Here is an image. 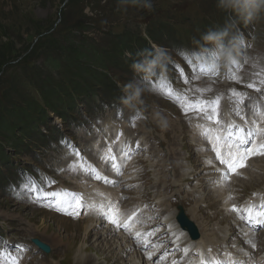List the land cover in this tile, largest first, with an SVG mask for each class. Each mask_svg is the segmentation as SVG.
Returning a JSON list of instances; mask_svg holds the SVG:
<instances>
[{
    "label": "rangeland",
    "instance_id": "obj_1",
    "mask_svg": "<svg viewBox=\"0 0 264 264\" xmlns=\"http://www.w3.org/2000/svg\"><path fill=\"white\" fill-rule=\"evenodd\" d=\"M152 4V10L128 6L125 11L118 6V2L115 3V0H0V100L13 99L15 95L12 91L18 89L17 91L22 90L31 99L43 104V95L40 92V88L44 91L43 86L52 88V91L57 90L58 85L61 84L69 87V71L64 67L54 68V61L52 60V57L58 58L55 54V43L60 42V40L66 43V37H70L71 41L81 45L86 40L96 51L107 52L114 48V36L123 31L125 32L124 38L136 36L137 34L144 36L148 31L155 37L156 27H159L158 33L161 36L172 35V39L167 40L165 45L159 44L168 49L177 50L169 67V72L166 76L161 75L144 82L145 93L142 104L127 108L120 105L118 99L122 94L118 85L138 79L130 65L132 60L136 58L137 52L145 48L139 45V40L134 39V41L131 42L130 40L126 43L131 42L129 51L133 49V53H131L133 59L131 61L127 57L126 63H123V59L120 58V64H107L109 66L106 67L105 72H108L110 79L113 81L108 79L102 81L105 87L104 91L99 84L95 83L89 88V91L75 93L73 103L76 104L77 108L73 118L79 120L80 123L83 122L89 129H91L92 121L98 123V135L101 138L97 140L96 144L102 149L99 148L91 153V158L94 161H99L98 153L100 150L109 158L116 157L115 165L109 163L105 165L106 172L112 171L113 167L119 165L118 168L122 174L117 179L111 174L107 176L104 174L103 181L105 177L106 180L113 178V183L116 180H121L117 185L112 186L121 191H126L125 189L130 186L132 179H134L132 185L138 183L132 192H127L128 195L125 198L121 194V199L123 198L126 202L122 203L118 212H122L126 216L129 214L128 219L125 218L127 222L131 215H137L136 212H133L134 208L138 209L137 212L148 209L154 213L152 215L150 211L146 210L138 214L142 216L144 222L149 221V219L156 221L153 229H148L145 226L136 229H140L137 232L138 234L142 232L140 236L144 234V238H140L143 244L147 241L148 248H152L155 245L152 239L156 234L168 231V226L165 225L159 226V228L163 227L164 229L157 228L158 223L161 222L159 219L164 211V219L166 215L174 216L176 214L174 211H177L178 205L184 206L188 214L189 209L192 207L190 212L198 224H203L205 233L209 237L208 241L213 244L220 243L215 237L209 235V228L214 226L209 227V225L213 220L207 219L201 214L204 210L210 209L211 206H203L202 198L197 197L204 196L203 204L211 202V204L219 205V208H221L220 204L223 202L221 196L223 194L221 195L220 188L217 190L214 186H219L220 180L215 181L213 186L208 185L206 187L207 181L201 180L202 183L199 184L200 178H197V181L195 180L197 177L195 172L189 177L183 175L186 165L192 168L190 170L192 172L193 169L198 170L203 163H206V172L209 175L221 171L216 167H211V165L207 168L209 157L203 160L205 157L201 152L204 148L198 150L199 147L195 145L196 138L190 136L192 133L187 123L194 126L196 122H205V120L202 117H197L193 112L186 114L178 102L164 95L161 87L165 82L171 84L175 92L187 94L189 99L202 97L207 100H214L219 96L220 119L222 123H227L230 116L231 121H233V115L230 114L231 109L235 106L234 98L231 95L232 90L235 89L245 96L247 93H256L255 89L246 87L248 83L252 82L261 87L259 94H264V86L259 84V78L255 75V73L264 70V62H259V66L254 67L253 61H250L248 56L245 55L238 64L226 70L217 71L214 75H196L193 68L198 67L200 64L192 62L191 53L195 48L192 40L207 28L223 23L224 14L216 9L215 0H152ZM112 6H115V8L111 10ZM160 23L171 29H165L160 26ZM237 31L241 35L242 48L245 51L250 49L253 44H255L257 50L264 51V19L247 26L240 24ZM254 36L255 40H253ZM122 39H118V41ZM96 43L107 45L108 48L105 50ZM96 51H93L92 54L98 56ZM185 56L191 60V64L185 59ZM117 57H119V54H117ZM230 71H235L239 79L230 78ZM113 88L115 89L111 92ZM98 93L100 95L107 93V95L105 97L95 96ZM84 95H88V97ZM110 98H113V100L110 101ZM102 101H107L108 106L106 109ZM261 103L264 104L263 101ZM90 107L93 109H88ZM56 119L53 118L51 124L59 122ZM74 130V126L66 123L61 132L64 135L72 133ZM89 135L92 137L90 130ZM174 135H178L179 139L177 138L175 141ZM127 137L134 139L140 145L142 142L154 141L153 147L155 149L152 147L153 150L149 147L145 148V151H151L153 154H145L139 160L137 159L138 154L133 153L129 156V161L124 162L123 157L119 158L117 146ZM153 137L157 140H154ZM196 142L199 141L196 140ZM41 145L37 147L33 145L32 147L38 150ZM206 146L204 145V147ZM109 149L112 152H108ZM49 150H51L49 151L51 157H53L52 151H56L55 154L59 155L57 149ZM137 150L138 147L135 144L133 151ZM12 153L13 155L9 156L10 161L15 158V152ZM17 157L21 162L16 160L12 163L15 172L19 168L30 166L34 170L41 166L40 162H36L30 157L20 159L19 154ZM176 163H179L182 169L176 170ZM1 169L6 172V168ZM174 171L179 177L174 179L171 184ZM18 176L19 173H16L14 176L15 181ZM62 177L68 181L69 172L62 171ZM181 177L186 180H182ZM235 182L239 188H242L244 181L236 179ZM18 183L20 184V182ZM209 183L213 184L210 180ZM163 186L164 188H160ZM5 188L3 187L2 190ZM115 188L109 189L116 190ZM262 189H264V185L256 191ZM196 191L198 194L193 197L197 193ZM201 191L206 194H202ZM207 192L209 193L207 194ZM212 193L218 195L217 197L222 202H215V196ZM10 195V192H1L0 182V233L11 238L13 244L18 243L22 251H17V245L11 246L10 253H5L0 257V264H12V259L16 257H19L18 264H61L58 258L64 253L66 261H63V264H69L70 255L66 256V252H68L67 246L70 244L74 245V262H79L77 255L78 251L81 250L89 255L90 259H93V261L89 259L92 264H94V260L97 264H110L108 262H112V264H144L140 257L135 256L134 253L129 259L119 253L121 251L122 253L128 252L123 243L119 241L118 236L113 237L110 244L107 245V248H111L108 251L104 249L106 243L104 245L101 241L93 240L92 235L87 234L88 232L85 231V227L88 226H86L87 223L83 224L80 221L75 222L67 219L71 217V214L66 213V210H60L58 214L60 217H58L49 210H37L29 208L25 204H19ZM168 196L172 203L168 201ZM192 197L195 202H192ZM182 199L185 201L182 202ZM118 201L119 198L114 199L111 203L117 206ZM96 202L99 203L100 201ZM127 205L129 206L128 211L131 210V213L126 212ZM139 205L141 206L138 208ZM238 208H242V206L240 205ZM210 211L213 213L219 210ZM235 213L237 212L232 211V208L225 210L224 213L219 212V219L226 222L220 223L219 220H216L212 224L219 223L223 227L229 225L233 228L235 226L232 224V220ZM119 217L121 216L119 215ZM111 228V226L108 227V229ZM231 230L234 233L235 230ZM99 231L101 232V230ZM104 231L107 230L104 229ZM123 232H127V235L134 234L131 230H123ZM257 232H260L261 237L264 236V228H259ZM110 236L109 233H105V238H110ZM32 238H40L43 242L49 244L52 253L46 255L37 247H34L31 242ZM165 238L163 237L161 240V245H166L170 250L171 245L168 246ZM114 239L115 243L113 244ZM233 240L234 237L227 241L231 243L234 242ZM173 243L176 244L175 241ZM261 245L264 247V244ZM241 246L246 249L245 244ZM255 249L256 247L253 251ZM169 250H167V254L164 253L166 255L161 259V264H173L172 261L181 264L183 257H178L176 253H171ZM232 250L235 252L234 248ZM257 252L262 253L264 249ZM26 255L30 256L32 260L28 259ZM148 255L151 258L155 257L151 254ZM119 257H124L125 261L118 260ZM84 262L88 264V262ZM152 264L158 263L154 261Z\"/></svg>",
    "mask_w": 264,
    "mask_h": 264
},
{
    "label": "snow or ice",
    "instance_id": "obj_2",
    "mask_svg": "<svg viewBox=\"0 0 264 264\" xmlns=\"http://www.w3.org/2000/svg\"><path fill=\"white\" fill-rule=\"evenodd\" d=\"M185 59L191 64V60L187 56ZM253 66H259V61H253ZM193 71L196 75L209 74L214 75L216 72L204 64H200L198 67H194ZM230 78L239 79L235 71H230ZM259 78V84L264 86V70L255 73ZM249 89H255L257 92H261V87H258L256 83H248L246 85ZM164 95L175 100L179 103L182 110L187 114L193 112L197 117H202L205 120V124L198 125L200 128V135L202 139L208 144L209 151H212L215 158L223 166V171L220 173L219 179L221 181H229L232 175H240V169L247 166V160L256 155H264V127H260L258 121L264 119V104L260 103L258 98L246 97L244 94L232 90L231 95L234 98L235 106L231 109L230 114L235 115L243 123H236L234 121H228L222 123L220 119V97H216L214 100H207L202 97H196L189 99L187 94H179L175 92L171 84L164 83L161 87ZM245 99L248 103L245 104ZM243 106V107H242ZM247 109V112L244 109ZM139 118V117H137ZM134 123V121H133ZM65 144H71L70 141H64ZM75 148L74 145H72ZM130 147V146H129ZM137 147L139 145L137 144ZM117 151L123 154L126 151L125 147H120ZM78 153L72 152L73 157ZM131 155V153H128ZM110 165H115L116 157L113 156L109 159ZM92 175L93 173H89ZM97 179H102L100 176H96ZM29 190L39 193L40 188H32L29 185ZM37 199H41L37 196ZM63 205L69 209L75 206L76 209L81 208L80 194H75L73 201H64ZM232 211L240 214L241 219H246L248 223L253 226H264V203L259 205L252 204L251 202L244 208H236L233 206ZM100 215L110 222L117 224L115 219L118 213V208L108 206L105 208L101 206L99 209ZM71 214V213H70ZM79 215V212L76 213ZM125 229L129 230V226L125 224ZM137 235H139L137 233ZM254 248L255 243L248 241ZM17 251H22V248L18 246ZM211 250H209L210 252ZM190 250L184 249L185 256L189 255ZM4 255L0 252V257ZM10 255V254H9ZM195 257L198 258V264H246L245 261L232 257L230 253H222L220 256H205L203 252H196ZM151 259V257H149ZM19 257L12 259V264H18ZM173 264H176L174 261ZM189 264H194L192 260H189Z\"/></svg>",
    "mask_w": 264,
    "mask_h": 264
},
{
    "label": "clouds",
    "instance_id": "obj_3",
    "mask_svg": "<svg viewBox=\"0 0 264 264\" xmlns=\"http://www.w3.org/2000/svg\"><path fill=\"white\" fill-rule=\"evenodd\" d=\"M118 6L125 11L128 6L153 8L152 0H118ZM215 7L224 14V21L193 38L192 62L204 64L214 72L238 64L245 55L250 61L264 62V51L257 50L255 44L247 51L242 48V38L237 31L240 24L247 26L264 19V0H215ZM150 44L151 47L137 52L130 65L138 79L118 85L122 93L119 104L124 107L132 108L143 103L144 82L166 76L177 53V50L153 41Z\"/></svg>",
    "mask_w": 264,
    "mask_h": 264
},
{
    "label": "bare ground",
    "instance_id": "obj_4",
    "mask_svg": "<svg viewBox=\"0 0 264 264\" xmlns=\"http://www.w3.org/2000/svg\"><path fill=\"white\" fill-rule=\"evenodd\" d=\"M198 129L200 130L199 127H198ZM177 138L179 139L178 135H174V140L175 141H176ZM197 146L200 147L199 145H197ZM208 147L209 146L207 145L206 148L208 149ZM97 149H99V148H97ZM106 150H107V148H106ZM95 153H97V152H95ZM203 155H204L205 158L212 156V161L211 162H214L216 165H218V167H220V169H222L223 166L215 158V155H214V153L212 151H209L208 155H206V152H203ZM246 164H247V166L245 168L240 169V173H241L240 175H232L230 177V180L227 181V182L221 181L219 179L220 173H218V176H216L218 178L215 181L217 182V181L220 180L219 181V188H220V190L222 192L221 195L223 194V196H221V198L223 197L224 204H226L229 207L235 206L236 202L244 200L245 197H247V196H249V198L246 200L244 207L247 206L250 202L252 204H256V205L264 203V194L261 195L260 193L256 192V190L258 188H261L264 185V157L263 156L258 157V158H251L250 157L247 160ZM187 167L188 166L186 165V168L183 171L184 172L183 173L184 176L187 175L188 170H190V168H187ZM175 169L176 170H180V169H182V166L179 163H176L175 164ZM204 170L201 173H203ZM236 179L240 180V181L241 180L244 181V184H243L242 188H239L237 186V184L235 182ZM261 192L264 193L263 190H261ZM112 193H113L112 197H116L115 199H117L118 194H115V191L113 189H112ZM95 204H96V206H98V208H100L102 206L100 202L99 203L96 202ZM108 206H113V207L117 208L116 204H113V203H110V202L108 204H106V206H104V207L107 208ZM129 211H131V210H129ZM66 213H69V212L67 211ZM95 216H98V215H95ZM174 216L173 215H169V216L166 215V217H165V219L168 221V225H167L168 226V232H171L172 234H174L175 237L179 236V234L184 235V236H188L186 234L187 232L185 233L183 231V229L181 230L180 225H178L177 222L174 221ZM115 219L118 221V224L119 223L129 224V223H131L133 221L136 222L137 219H140V221H141L143 218H142L141 215H137V216L131 215L129 221L127 222L128 218L127 219L121 218V217H119V215L117 213L116 216H115ZM244 220H245V224H244L245 227L243 229H238L239 230L238 232H241V230L243 232V236L241 237V240L244 241L246 244H248L250 246H251V244L248 243V241H253L255 243V247L257 249L259 245L264 244L262 242V241H264V236L261 237V235H259V238L255 239L256 229H257V227H264V226H253L252 224L248 223L246 219H244ZM98 221H101V225H104V227H102L103 229L100 228L101 232L99 230H96V228H98L97 226H99V225L96 223V221L94 219H90L89 222H88V226L86 227V231L88 232V233L87 232L86 233L87 234H91L93 240L101 241V243L104 244V245L106 243L104 249L110 251L111 248L110 247L107 248V245L110 244V241L113 239V236H110V238H105V233H109V235L115 234V235L118 236L119 241L121 243H123L124 247L126 248V251L127 252H131L130 250L132 249V246L130 247V243L132 242L133 245H136L137 242H135V241H129V242L125 241L126 235H125V233H123L121 231L120 226H117V224L113 225L112 222H110L108 219H105L102 215H101V217H99L97 222ZM139 223H144L145 224L144 226L146 228H148V229H153V228H155V225H156V221H152L151 219H149V221H147V222H139ZM109 226H111L112 228L108 229ZM123 226H125V225H123ZM199 226L201 228L202 235H204L201 244L204 245V246H207V247H212L213 248L214 246H218L219 244L227 243L228 236L234 234L231 229L230 230L228 229V227L225 228V227H219L217 225H214L211 228H209V232H210L209 235L215 237L220 243L213 244V243L208 241L209 237L205 233L203 224H199ZM193 228H194V226H193ZM104 229L107 230V231H104ZM139 231H140V229L137 230V232H139ZM165 232L156 234V236L152 239V242H154V244L156 245V243H157L156 239H158L160 236H162ZM219 235H221V236H219ZM142 237L144 238V234L140 236V238H142ZM166 240H167L168 244H170L169 240L168 239H166ZM114 243H115V239H114L113 244ZM231 244H233V242H231ZM144 245L147 246V248H148L147 241L144 242ZM254 248L252 247L251 251L248 254L236 253V249H234L235 252H233V250H232L233 248H231L230 250L224 249L222 252L223 253H230L232 255V257H234L236 259H239V260H243V261L246 262V264H264V253H258L256 251V249L253 251ZM73 249H74V245L70 244L69 246H67L68 252H66V256L70 255V257H72L74 255L73 254V252H74ZM160 249H161V245H160ZM145 255L147 256L146 259L151 261V263H147L146 262V264L154 263L155 257H152L151 259H149L150 256L148 254H145ZM77 256H78L77 257L78 260L81 263L85 264L84 261H86V262H88V264H92L91 261H93V259H90L91 257L89 255L85 254L84 252H82L81 250L78 251V255ZM125 258L124 257H119L118 260L125 261ZM89 259L91 261H89ZM156 259H157V257H156ZM63 261L65 262L66 260L63 259ZM168 261H166V262H168ZM94 264H96L95 260H94Z\"/></svg>",
    "mask_w": 264,
    "mask_h": 264
},
{
    "label": "trees",
    "instance_id": "obj_5",
    "mask_svg": "<svg viewBox=\"0 0 264 264\" xmlns=\"http://www.w3.org/2000/svg\"><path fill=\"white\" fill-rule=\"evenodd\" d=\"M85 1V0H83ZM118 0H115L117 3ZM115 8V6L111 7ZM124 31L116 34L114 36V48L112 50L96 51L93 46L84 40L81 44H76L70 37H66V43L56 42L54 45L55 54L57 57H52L53 67L62 68L64 67L69 71V81L70 85L67 87L64 84L58 85L57 90L52 91V88L43 86V98L45 100V107L51 109H58L63 105L64 99L71 101V93L74 91L76 93H83L88 91V89L93 86V84H101L102 81L108 79V75L105 72L106 67L109 65H114L118 63L117 54H121L122 49L130 48V43L134 39L139 40V45L142 46L141 34L136 36H131L129 38H124ZM148 34L152 36L151 32ZM122 37V38H120ZM154 37V35L152 36ZM69 39V40H68ZM118 39H122L118 41ZM131 42L126 44L127 41ZM99 44V43H96ZM79 45V46H76ZM99 47L106 50L107 45L99 44ZM96 51L98 56L92 54ZM115 55V58L113 59ZM86 59V60H85ZM109 64V65H107ZM1 89V88H0ZM4 89V88H3ZM18 89H13L14 98L5 101L0 100V136L3 131L10 133V137L13 134L11 141H21V138L15 134L17 127H27L36 125L40 122V117L43 115V106L37 101L32 100L29 95L24 91H17ZM22 129V128H20ZM15 146L16 142L13 143ZM2 147H0V151Z\"/></svg>",
    "mask_w": 264,
    "mask_h": 264
},
{
    "label": "water",
    "instance_id": "obj_6",
    "mask_svg": "<svg viewBox=\"0 0 264 264\" xmlns=\"http://www.w3.org/2000/svg\"><path fill=\"white\" fill-rule=\"evenodd\" d=\"M36 244H38L43 250H45L47 253H49L50 252V248H49V246H47V245H45V244H43V243H40L39 241H34Z\"/></svg>",
    "mask_w": 264,
    "mask_h": 264
}]
</instances>
